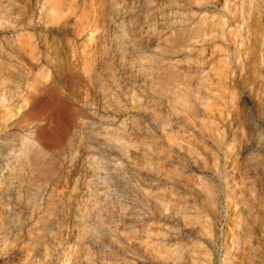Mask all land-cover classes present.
<instances>
[{
  "label": "rangeland",
  "instance_id": "rangeland-1",
  "mask_svg": "<svg viewBox=\"0 0 264 264\" xmlns=\"http://www.w3.org/2000/svg\"><path fill=\"white\" fill-rule=\"evenodd\" d=\"M0 264H264V0H0Z\"/></svg>",
  "mask_w": 264,
  "mask_h": 264
},
{
  "label": "bare ground",
  "instance_id": "bare-ground-1",
  "mask_svg": "<svg viewBox=\"0 0 264 264\" xmlns=\"http://www.w3.org/2000/svg\"><path fill=\"white\" fill-rule=\"evenodd\" d=\"M53 94V93H52ZM55 94V93H54ZM52 96H54V95H52ZM55 97H56V95H55ZM48 98H49V96H48ZM55 100V99H54ZM35 101V100H34ZM33 101V102H34ZM54 103V102H53ZM59 109H61V108H59ZM57 110V109H56ZM59 111V110H58ZM57 115V114H56ZM53 116H54V113H53ZM51 119V118H50ZM52 120H53V118H52ZM71 120V119H70ZM46 125H49V124H46ZM52 125V124H51ZM53 126H55V125H53ZM50 127V126H49ZM67 132V131H66ZM45 135V134H44ZM47 142V141H46ZM41 144V143H40ZM31 146H30V144H29V148H30ZM36 150V149H35ZM27 152V151H26ZM37 153V152H36ZM43 160V159H42ZM49 173V172H48ZM40 196V195H39Z\"/></svg>",
  "mask_w": 264,
  "mask_h": 264
}]
</instances>
